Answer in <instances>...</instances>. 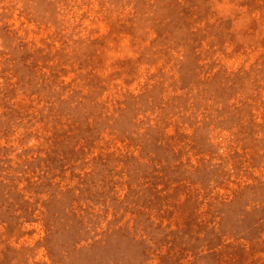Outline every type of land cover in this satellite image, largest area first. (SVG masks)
Here are the masks:
<instances>
[{
	"label": "rangeland",
	"instance_id": "374dc122",
	"mask_svg": "<svg viewBox=\"0 0 264 264\" xmlns=\"http://www.w3.org/2000/svg\"><path fill=\"white\" fill-rule=\"evenodd\" d=\"M0 264H264V0H0Z\"/></svg>",
	"mask_w": 264,
	"mask_h": 264
}]
</instances>
